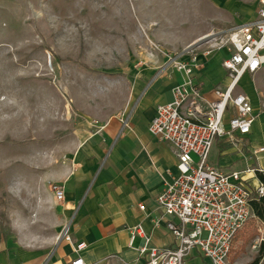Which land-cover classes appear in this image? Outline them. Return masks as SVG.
Returning <instances> with one entry per match:
<instances>
[{"label": "rangeland", "instance_id": "1", "mask_svg": "<svg viewBox=\"0 0 264 264\" xmlns=\"http://www.w3.org/2000/svg\"><path fill=\"white\" fill-rule=\"evenodd\" d=\"M256 0H0V253L49 235L38 179L73 148L80 120L126 101L151 54L254 18ZM204 42V40H203ZM203 45V44H202ZM217 164L214 147L208 157ZM50 182L48 185L51 191ZM42 226V227H41ZM43 228V229H42ZM233 242L230 264L258 252Z\"/></svg>", "mask_w": 264, "mask_h": 264}, {"label": "crops", "instance_id": "2", "mask_svg": "<svg viewBox=\"0 0 264 264\" xmlns=\"http://www.w3.org/2000/svg\"><path fill=\"white\" fill-rule=\"evenodd\" d=\"M191 43L176 53L180 59H187L185 51ZM227 56L225 50H220L200 57L203 65L195 72V80L208 100L215 98L216 85L229 83L227 71L222 67ZM147 61L146 66L132 73L126 101L117 112L104 119L80 120L74 130L71 151L38 179L39 188L33 193L37 211L45 214V218L37 221L45 223L41 225L49 235L44 239L34 237L35 241L1 252L0 264H70L78 256L86 263L104 264L110 254L134 260L139 257L142 238L136 235L130 242V230L138 224L149 237V247L174 246L175 238L164 225L167 216L157 206L156 196L163 182L177 174V157L168 142L148 132V125L157 106L171 101L172 87L184 75L167 62L164 54H155ZM235 91L249 97L256 118L250 133L242 140L241 149L232 147L223 138L217 139L212 146L217 164L208 163L225 173L248 167L264 175V151L255 155L250 152L264 148V66L254 75L244 74ZM232 114L231 111L225 115L226 127ZM254 176L252 183L256 185L258 178ZM50 182L64 186L62 202H56L45 185ZM156 220L160 225H155ZM254 222L256 239L259 230L264 234V221L254 218ZM255 239L249 246L260 254L259 263L264 264V244L253 248ZM79 243H84V247L76 250ZM185 264L207 262L192 252Z\"/></svg>", "mask_w": 264, "mask_h": 264}, {"label": "built area", "instance_id": "3", "mask_svg": "<svg viewBox=\"0 0 264 264\" xmlns=\"http://www.w3.org/2000/svg\"><path fill=\"white\" fill-rule=\"evenodd\" d=\"M256 2L254 18L202 36L203 45L185 51L186 60L164 53L167 62L184 78L172 87L171 101L157 106L148 132L168 142L177 157V174L163 182L156 196L157 206L167 216L164 225L175 238L174 246L149 247V237L138 224L130 230V242L136 235L142 238L139 257L128 261L119 254H110L104 264H185L192 252L207 264H230L236 235L255 218L250 201L262 195L264 188L259 180L256 185L252 183L256 169L225 173L212 167L208 157L215 141L221 138L241 149L256 118L249 97L235 91L244 74L254 75L264 66V0ZM220 50L228 53L222 67L229 83L216 85L215 98L208 100L195 80V72L202 68L201 56ZM231 111L226 127L224 118ZM262 151L263 147L250 150L254 155ZM51 191L56 202L63 201L62 184H52ZM155 225L160 221L156 220ZM259 232L253 248L264 244V234ZM83 247L84 243H79L76 250ZM70 264L97 262L86 263L78 256Z\"/></svg>", "mask_w": 264, "mask_h": 264}, {"label": "trees", "instance_id": "4", "mask_svg": "<svg viewBox=\"0 0 264 264\" xmlns=\"http://www.w3.org/2000/svg\"><path fill=\"white\" fill-rule=\"evenodd\" d=\"M256 177L258 178V180L263 184V188H264V175L262 172L256 170L255 171ZM250 207L252 209V212L255 216V218L264 221V193L260 196H256L255 198H253L250 201ZM245 228H247L249 230V234L245 237L244 243L249 242L257 233V230L255 228V222L254 219H251L245 226ZM244 228V229H245ZM243 229V230H244ZM242 230V231H243ZM239 232L236 237L238 238L239 236H241L244 232ZM260 254L258 256H256V258H254L251 262H248L246 264H258L259 260H260Z\"/></svg>", "mask_w": 264, "mask_h": 264}, {"label": "water", "instance_id": "5", "mask_svg": "<svg viewBox=\"0 0 264 264\" xmlns=\"http://www.w3.org/2000/svg\"><path fill=\"white\" fill-rule=\"evenodd\" d=\"M202 43H203V40H202L201 38H199L198 40L192 42V43L187 47V50H190V49H192V48H195V47L201 45ZM187 50H186V51H187Z\"/></svg>", "mask_w": 264, "mask_h": 264}]
</instances>
